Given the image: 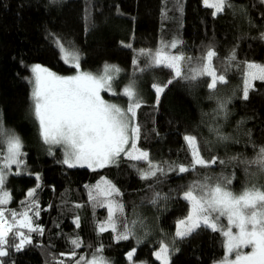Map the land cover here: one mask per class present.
Instances as JSON below:
<instances>
[{
	"label": "trees",
	"instance_id": "obj_1",
	"mask_svg": "<svg viewBox=\"0 0 264 264\" xmlns=\"http://www.w3.org/2000/svg\"><path fill=\"white\" fill-rule=\"evenodd\" d=\"M230 3V9L213 15L214 10L204 7L203 0H60L54 6L49 0H0V125L23 142L27 166L26 174L7 178L6 189L11 194L8 207L23 211V202L29 199L27 192L35 188L41 208L36 222L44 228L43 235L32 234V244L22 251L10 249V255L3 258L6 264H58L61 260L75 264L68 254L69 240L77 236L83 241L76 250L77 259L91 258L102 246L103 256L111 264H160L154 250L162 240H172L177 220L188 214L190 206L181 196L187 185L200 179L198 173L218 176L234 172L231 187L236 192L250 181L264 184V177L246 175L244 165L227 163L233 156L252 159L264 147V82L254 81L248 100L242 99L241 90L245 62L264 65V40L260 38L264 34V2ZM165 9L167 14L163 16ZM53 36L79 50L83 70L99 73L104 65H114L124 72L125 80L135 79L141 84L145 101L137 113L142 126L138 146L149 153L152 162L165 168L169 164L188 165L190 155L183 137L192 135L197 138L201 155L206 160L218 157L217 163L198 167L196 172L169 171L158 181L141 179L136 168L130 166L135 163L146 167L145 162L121 159L118 166L97 171L60 163L62 152L57 149L50 154L40 138L28 82L34 64L60 74L75 73L62 61ZM173 40L182 43L171 51L191 57L193 63L207 50H214L218 74L235 52L236 62L227 70V83L218 84L212 91L206 86L207 77L197 81L176 79L160 95L157 106L152 85H164L172 73L166 68L140 73L133 61L140 49L154 51L161 42ZM128 44L131 48L125 47ZM145 63L146 58L140 57V66ZM221 102L227 105L226 118L216 115ZM215 127L230 139L218 141L210 130ZM220 160L226 165H220ZM102 178L120 191L114 199L123 204L124 212L122 217L119 212L116 216L125 221V226L140 219L146 224L145 231L162 234L137 243L135 239L117 242L111 230L100 233L97 226L107 221L108 209L94 206L85 186H93ZM153 190L170 198L154 206L149 202ZM77 216L79 227L73 223ZM223 240L219 232L198 229L176 241L178 251L172 253L171 264H214L224 256ZM132 249L134 257L129 261L126 255Z\"/></svg>",
	"mask_w": 264,
	"mask_h": 264
},
{
	"label": "snow or ice",
	"instance_id": "obj_2",
	"mask_svg": "<svg viewBox=\"0 0 264 264\" xmlns=\"http://www.w3.org/2000/svg\"><path fill=\"white\" fill-rule=\"evenodd\" d=\"M53 6L60 0H49ZM264 2V0H262ZM203 6L214 9L213 15L221 14L226 8H231L230 0H203ZM182 12L183 9L181 8ZM167 10L162 12L166 16ZM264 40V34L260 37ZM53 43L58 48L61 59L74 68L75 74L60 76L40 64L31 66L32 85L30 100L32 115L38 125V131L43 144L48 146L52 154L54 147L60 148L62 159L59 161L68 168H88L97 171L110 166H118L121 159L131 162H145L146 167L131 164L143 180L158 181L169 171L178 174L196 172L197 168H209L217 163L218 157L206 160L200 152L197 138L185 135L186 151L190 155L188 165L169 164L167 168L150 160L149 153L141 149L138 144L141 138L142 126L137 120L138 110L144 106L143 97L139 94L136 80L132 79L124 86L122 96L127 98L126 107L105 100L102 92L117 95L115 82L119 78L121 69L114 65H104L99 73L85 72L81 69V54L71 44L65 45L58 37L53 36ZM182 43L173 40L170 43L161 42L156 50L140 49L133 61L140 73L166 68L171 78L164 84L154 83L158 106L160 95L173 80L184 79L197 81L209 78L206 86L215 91L218 84H226V73L232 63L236 62L235 52L231 53L225 63L223 71L218 74L213 59L214 50L209 49L195 63L191 57L183 53L176 54L172 49ZM131 48V45H125ZM145 57L144 67L139 64V58ZM186 66V67H185ZM242 99L248 100L249 93L254 89V81L264 82V65L245 62L241 68ZM135 77V73H134ZM227 117L226 102L218 105L217 117ZM218 141H228L230 137L224 135L219 127L210 129ZM26 153L23 142L15 133L9 132L0 125V264H6L3 258L10 255V249L20 252L26 245L32 244V234L43 235L44 228L36 221L40 217V205L35 198L36 189L27 192L28 200L23 202V211L11 209V194L6 189L9 175L26 174ZM237 162L244 165V172L249 176L264 177V147H260L252 159H241L233 156L227 163ZM220 165H226L224 160ZM15 167L18 171H11ZM254 170V171H250ZM200 179L193 180L182 192L181 198L190 206L188 215L179 220L172 240L161 244L155 251L156 260L161 264H171V254L178 251L175 247L177 240L190 237L198 229L204 228L212 232H219L223 237L225 256L218 264H264V184L258 182L246 183L239 192L231 185L235 173L213 176L198 173ZM36 180L40 176L36 175ZM39 187V185H37ZM149 187H153L150 185ZM89 200L94 206L107 207L108 219L99 224L98 231L103 233L111 230L115 233L117 242L135 239L140 243L137 229L142 221L133 219L126 223L118 219L116 213L123 216V204L114 197L120 196V191L111 181L102 178L93 186L86 185ZM170 197L153 190L149 202L154 206L160 200L167 201ZM51 206H49L50 208ZM81 207V205H76ZM226 220L227 223H222ZM73 223L79 227V217ZM71 252L68 258L75 264H110L103 256V247L93 253L90 260L77 259L76 250L83 246V241L77 236L69 240ZM244 249H250L245 252ZM64 255V254H61ZM134 250L127 254L132 261ZM58 264H64L61 260Z\"/></svg>",
	"mask_w": 264,
	"mask_h": 264
},
{
	"label": "rangeland",
	"instance_id": "obj_3",
	"mask_svg": "<svg viewBox=\"0 0 264 264\" xmlns=\"http://www.w3.org/2000/svg\"><path fill=\"white\" fill-rule=\"evenodd\" d=\"M214 10V9H213ZM58 49V48H57ZM61 57V56H60ZM63 61V60H62ZM34 65H36V64H34ZM67 65V64H66ZM80 65H81V60H80ZM33 66V65H32ZM69 66V65H68ZM44 67V66H43ZM47 68V67H46ZM49 69V68H48ZM82 69V68H81ZM50 71H52V72H55V71H53V70H51V69H49ZM83 70V69H82ZM83 71H85V70H83ZM85 72H90V71H85ZM57 75H60V76H70V75H74L75 73H73V74H60V73H57V72H55ZM91 73H95V72H91ZM31 76H32V73H31ZM125 75H124V72L121 70V72H120V74H119V78L116 80V82H115V90H116V92L118 93L117 95H111L110 93H108V92H102L101 94H102V96L104 97V99L105 100H108V101H110V102H114V103H117V104H119L120 106H122V107H126V103H127V98L126 97H124V96H122L120 93L122 92V90H123V88H124V86L125 85H127L130 81L129 80H125V77H124ZM31 78V77H30ZM136 84H137V88H138V90H139V94L143 97V101H145V97H144V92H145V90L143 89V87L141 86V84L139 83V82H136ZM30 86H31V89H32V85L30 84ZM152 89L154 90V88L152 87ZM155 91V90H154ZM152 98V94L150 95L149 94V96H148V99H151ZM154 99H155V101H156V94H155V97H154ZM126 100V101H125ZM47 146V145H46ZM47 148H48V146H47ZM57 149H59L60 150V148H58V147H54L53 148V150H52V152H55ZM61 151V150H60ZM86 169H88V168H86ZM90 170V169H89ZM11 171H13V172H15V171H18V169H16L15 167H13V169L11 170ZM239 192V191H238ZM188 215V214H187ZM186 215V216H187ZM185 216V217H186ZM185 217H183V218H185ZM183 218H181V219H183ZM181 219H179V220H181ZM140 220V219H139ZM179 220H177V222H176V228H177V223H178V221ZM140 221H142V220H140ZM222 223H224V224H226L227 223V221L226 220H222ZM146 226V224L142 221V225L137 229V235H143V237H139V239H140V241H142L143 242V240H146V238L147 239H149L151 236H152V238H154L155 236H158V235H161L162 234V232H160L159 234L157 233V234H154L152 231L151 232H147V231H145V227ZM145 227V228H144ZM176 228H175V231H176ZM141 243V242H140ZM163 243H168L167 241H164V240H162L161 242H160V245L157 247V249H155L154 250V258H155V251H158L159 250V248H160V246H161V244H163ZM134 250V252H135V249H132L131 251H133ZM244 251L245 252H248V251H250V249H244ZM129 253V252H128ZM127 253V254H128ZM225 254H226V252H225V248H224V256H225ZM172 255V254H171ZM223 256V257H224ZM126 257H127V255H126ZM91 258H89L88 260H90ZM156 259V258H155ZM220 261V260H219ZM219 261H217V262H215L214 264H218V262ZM160 262V261H159ZM111 264V263H110ZM130 264H147V263H144V262H137V263H130ZM160 264H161V262H160Z\"/></svg>",
	"mask_w": 264,
	"mask_h": 264
}]
</instances>
